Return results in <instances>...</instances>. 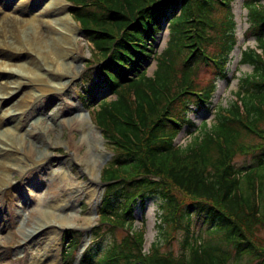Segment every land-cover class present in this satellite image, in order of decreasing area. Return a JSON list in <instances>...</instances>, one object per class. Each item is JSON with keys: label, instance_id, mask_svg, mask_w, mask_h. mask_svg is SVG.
Returning <instances> with one entry per match:
<instances>
[{"label": "trees", "instance_id": "16d2710c", "mask_svg": "<svg viewBox=\"0 0 264 264\" xmlns=\"http://www.w3.org/2000/svg\"><path fill=\"white\" fill-rule=\"evenodd\" d=\"M69 12L92 45L82 99L113 153L93 239L80 264H264V5L243 0L248 15L245 39L256 48L242 51L241 64L253 68L239 80L237 101L219 108L210 128L185 148L175 142L186 128L191 105L210 109L218 80H229L227 64L237 45L232 3L236 0H66ZM218 15V16H217ZM169 22L167 48L156 41ZM156 61L153 77L147 64ZM210 80L201 83L200 75ZM248 137L259 139L258 143ZM238 155L256 157L245 172ZM150 197L162 203L159 242L144 251L145 231L136 229L135 207ZM123 230L121 240L114 236ZM181 233V235H179ZM112 236L100 254V243ZM83 235L65 234L64 264H74ZM179 241L178 249H171Z\"/></svg>", "mask_w": 264, "mask_h": 264}, {"label": "rangeland", "instance_id": "374dc122", "mask_svg": "<svg viewBox=\"0 0 264 264\" xmlns=\"http://www.w3.org/2000/svg\"><path fill=\"white\" fill-rule=\"evenodd\" d=\"M0 0V32H8L6 24L3 25L5 16L8 19H15L23 23L19 35L22 41L26 40V32H30L32 19L39 11L46 7L47 0ZM68 8L70 4L64 0ZM29 4L24 13L17 11V7ZM264 5V0L262 1ZM232 14L236 22L235 34L237 36V45L231 54V60L228 65L229 80H218L216 82V92L212 98V103L208 109L197 110L194 105L190 106L188 117L196 124L197 132L192 136H188L186 128L179 134L176 139V144L185 148L192 143L195 136L201 135L204 131L202 125L207 124L208 128L215 122V114L219 108H227L237 99V90L239 80L247 75L252 74L253 68L249 65L241 64L242 51L247 48H255L257 46L255 40L247 41L245 32L248 29L247 10L243 5V0H236L232 3ZM218 16V15H217ZM71 17V16H70ZM74 33L64 31V37H67V47L71 49V57L68 60L70 63L67 67L70 73L64 80L65 90H58L59 85H56L52 91L43 92L38 87L27 86L32 89V95L36 101L31 104L29 100L21 103L22 97L15 101L14 109L18 111L12 112V115L20 111H25L26 108L32 106V115L26 119V133L23 135L22 145H18L19 133L14 132L15 127H10L9 134H5L3 128H0V139H14L15 144L20 148V154L31 155L33 161L37 158H44L43 163L32 170L22 171V168H15L10 175L8 182L0 188V264H29L32 253L27 248L28 240L35 238L40 233L32 234V228L37 225L40 217L35 214L36 198L41 193L49 192L48 197L66 198L76 201L69 205L66 209V214H69L74 224L70 226L60 225L58 220H54V229L48 231L50 236L48 254L52 256L51 264H63V256L65 251V233L67 230H77L83 234L82 244L80 248L74 252V258L78 260L85 247L92 241V230L97 226L99 220V208L101 204L102 194L105 186L101 182V175L104 167L112 159L113 153L110 146L103 137L102 131L96 126L95 130L100 131V142H96L98 136L94 131H87L83 135V130L86 129L83 123H79L77 115L82 113L84 117H89L81 105V90L84 86V79L97 77V68L95 65H90L92 61V46L87 41L78 24L72 19ZM31 21V22H30ZM25 24V25H24ZM7 27V28H5ZM163 30L157 37L156 48L158 54H161L166 48L169 41L168 21L162 22ZM6 29V30H5ZM2 32V33H3ZM0 44H3L5 49L11 47V42L8 41L9 33L0 34ZM3 40V42H2ZM50 49V48H48ZM43 70H39L41 72ZM156 71V61L150 60L147 64V76L153 77ZM4 70H0V73ZM3 75V74H0ZM201 83H206L210 80L208 74L200 75ZM1 80V79H0ZM52 78L48 76L50 82ZM54 80V79H53ZM52 85V83H51ZM48 86V85H47ZM50 89L53 86H48ZM47 87V88H48ZM103 91L93 106L90 109L98 108L100 101L107 102L114 100L115 96L111 93ZM87 105V104H86ZM7 107L0 108V122L2 115ZM30 111V112H31ZM6 117L5 119H8ZM91 120V118H90ZM94 125L93 121L91 120ZM5 124V120H3ZM264 128V123L261 124ZM35 133V135H34ZM248 141L258 143L259 139L248 137ZM13 141V140H12ZM31 153V154H30ZM109 156V157H108ZM28 163L31 159L27 157ZM256 157L253 155L241 156L238 155L235 159L236 167L245 172L250 166L255 164ZM65 166L70 175L72 187L63 183L59 177L51 178L49 176L50 169L58 170ZM94 167V168H93ZM93 168V171L91 170ZM96 186L94 202L91 199L90 191ZM93 193V192H92ZM68 199V200H69ZM162 206L163 203L156 197H150L146 200L143 206L140 202L135 207V224L136 229L143 228L145 231L144 251L149 252L152 245L159 242L163 250H167L165 241L158 234V224L162 222ZM42 208L36 210L39 215H43ZM23 210V211H22ZM29 213L35 215L30 217ZM56 218L59 215H56ZM64 224V223H63ZM88 228H86L87 226ZM55 232V233H53ZM31 233V234H30ZM123 230H118L115 233V238L119 241L124 235ZM27 235H29L27 237ZM181 235V233H179ZM259 235L264 239V228H261ZM31 240V241H32ZM113 242V237L108 235L102 239L100 243V254L107 250ZM179 241L173 243L171 249H178ZM44 253V251H41Z\"/></svg>", "mask_w": 264, "mask_h": 264}, {"label": "bare ground", "instance_id": "6f19581e", "mask_svg": "<svg viewBox=\"0 0 264 264\" xmlns=\"http://www.w3.org/2000/svg\"><path fill=\"white\" fill-rule=\"evenodd\" d=\"M28 5L18 6L16 10L24 13ZM66 5L64 0H47L46 7L34 15L32 22L30 21L32 25L30 26V32H26L25 42L22 41L23 39L19 35V30L22 29L23 23L15 19H8L7 16L3 19V25L6 23L7 27L10 24L12 25V23L13 25L8 32H0V34L9 33L7 38L4 39L11 42L9 49L2 48L5 46L0 44V70H4V72L0 73L3 74L0 75V108L7 107L2 115L0 128L4 127L3 132L5 137V134H9L10 127H15L16 130L14 132H18L20 136L18 139L19 146L22 145L23 135L26 133V119L32 115L34 107L30 106L25 111H20L15 113V115H12V112L13 110L18 111V109H14V106L15 101L20 97H22L21 103L29 100V103L33 104L36 101V98L32 95V89L27 86H32V88L38 87L43 92L52 91L56 86L54 84L60 86L58 90L66 89L65 83L62 80L70 73L66 66L70 64L68 60L71 57V49L66 46L68 38L64 37L63 33L64 31L74 33L76 30V28L74 29V24L68 14ZM0 36L2 37L3 35ZM39 70L43 71L39 72ZM48 76L52 78L50 82L48 81ZM47 85L53 86V88L50 89ZM6 117L9 118L5 119ZM3 120H5V124H3ZM76 121L83 123L86 129L88 126L87 130L82 129L83 135H86L88 130L94 131L98 136L96 142H100V134L93 128L87 117H84L80 113L77 115ZM14 141V139H0V188L8 182L15 168H22V171L32 170L34 167L41 165L43 160H46V157H44L33 161L31 153V155L25 154L23 156L19 153L21 149L14 145ZM27 157L31 159L30 163H28ZM93 168L91 169L92 171ZM49 176L51 178L59 177L63 183L72 187L70 175L65 166L58 170L50 169ZM93 188L90 194L94 202L96 186ZM48 195L49 192L45 194L41 193L36 198L37 202L34 211L40 219L37 225L32 228L31 233L35 234L38 232L40 234L27 242V248L29 247L32 253L29 264H51L53 262L51 254L49 255L46 249L49 248V241L52 239L50 238L52 234L48 236L47 232L54 229V220H58L60 225L70 226L74 224L70 215L66 214V209L76 199L72 200L73 197L69 199L70 196H68L69 200L66 198H56V196L51 198ZM94 203L93 206L97 207V202L95 201ZM42 207L45 208L42 211L44 214L39 215L36 210ZM55 212L56 215H59L58 218H56ZM29 215L35 218L34 214L29 213ZM41 251H44V253H41Z\"/></svg>", "mask_w": 264, "mask_h": 264}, {"label": "water", "instance_id": "95a60500", "mask_svg": "<svg viewBox=\"0 0 264 264\" xmlns=\"http://www.w3.org/2000/svg\"><path fill=\"white\" fill-rule=\"evenodd\" d=\"M99 133H100V131H99ZM109 157V156H108ZM77 264V263H76Z\"/></svg>", "mask_w": 264, "mask_h": 264}]
</instances>
